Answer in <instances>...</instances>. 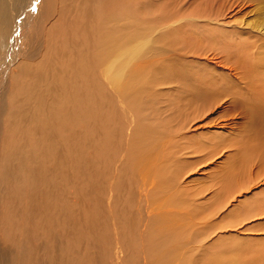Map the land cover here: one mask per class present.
<instances>
[{
	"label": "bare ground",
	"instance_id": "6f19581e",
	"mask_svg": "<svg viewBox=\"0 0 264 264\" xmlns=\"http://www.w3.org/2000/svg\"><path fill=\"white\" fill-rule=\"evenodd\" d=\"M117 172L149 263L228 264L264 217L230 208L264 184V0H0V264H97L82 202Z\"/></svg>",
	"mask_w": 264,
	"mask_h": 264
},
{
	"label": "rangeland",
	"instance_id": "374dc122",
	"mask_svg": "<svg viewBox=\"0 0 264 264\" xmlns=\"http://www.w3.org/2000/svg\"><path fill=\"white\" fill-rule=\"evenodd\" d=\"M254 11H255V8H252V10L246 14V17H247V15L248 16L253 15ZM161 20H162V18H161ZM157 23H160L159 19L157 21H151L149 24L151 26L153 25L154 28H156L155 26ZM161 23H162V21H161ZM153 26H152V28H153ZM159 29H160V27H157L155 32H151L150 34L152 35L154 33L153 35L156 36ZM155 38H157V37H155ZM88 158H91V156H89ZM109 162H112V161L108 160V163H107L108 166L106 167L107 169H106L105 177L106 176L108 177V172H109V177H110V176H112L110 172L115 171L114 166H113V162L111 164H109ZM98 163H99V161H98ZM114 164H117V163H114ZM94 167L95 168L99 167V165H94ZM214 170H216L215 167H214ZM117 173L119 176V179H118L119 184L121 182L122 186L118 190H116V194L114 195L115 201L111 207H110V205H107L108 204V196H110V194L113 195V192H111L109 189L108 190L107 189L102 190L103 187L97 192L96 191L93 193L88 192L86 194L84 201L82 202L84 205L88 204V207L85 210H88L89 208H93L95 204H97L98 206H101L98 210H96L93 217L91 216V224H93V226H94V229H93L94 242L92 243V246H88L87 248L89 250H91V252L93 254L95 253L94 255H95V257H97L96 258L97 264L98 263L99 264H109V263L113 264L115 262H117L115 264H120V263L121 264H123V263L124 264H134L136 262H137L136 264H145V263L146 264H154V263H149V262L154 261L153 259H156L157 257H160V255H161V241L160 240L157 241L156 238H159L157 234H155L153 232H149V231L142 232L144 237L140 236L139 233L141 230H143L144 225H141V227H140L141 230L136 232L133 223L135 222V218L140 217V214L135 211V206H134V210L130 207L132 199H130L127 196L130 187L129 188L125 187L126 184H127V186H129L130 180L129 181H128V179L125 180L126 178H124L125 176L123 173H121V172H117ZM214 174L215 173L212 172V174L207 173V174H205V176H204V174L199 175L198 180L195 182H197L200 185V182L203 181L202 184H204L206 182L204 180H207V181L214 180V178H215ZM92 183L93 182H89V184H92ZM261 183L259 185H257L254 189H252V191L250 190L246 193L247 196H250V198H247V201H244L242 203H238L237 200L233 201L235 204H237L236 206L230 207V208L233 207V214L238 213L240 211L245 212L247 210H251V209L255 208L256 205L259 204V202L264 201V184H261ZM95 185H97V184H95ZM259 207L261 208V206H259ZM122 211H124V212H122ZM111 216H114V217H111ZM168 216H170V215H168V214L162 215L161 214L162 219L159 218V220L155 221V222H159V221L162 222L163 220H165L167 222L168 219H171L174 221V223L183 224L184 222L187 221V219L177 217L178 215H176L175 218L172 216H170V217H168ZM105 217L110 219V220L106 219ZM175 219H176V221H175ZM243 220H244L243 221L244 222L243 227H246V228L244 230H242V232L240 229L241 233H238L235 231L232 232L231 236H230V238L232 240L229 239L230 242H227L225 244V248L222 245V251L224 249H227L226 254L224 256H228V264H240V263L241 264H264V217L260 218V219H249V220H248V218H246ZM122 221H123V223H122ZM136 221H138V219H136ZM145 222H146V219L144 220V223ZM117 226H119V227L117 228ZM126 228H128V229H126ZM102 229H105V230H102ZM121 230H122V234L119 233ZM94 231H95V233H94ZM116 231L117 232L119 231L118 232L119 234ZM110 233H113V234L108 235ZM125 233L128 235H126ZM131 233L133 235H131ZM236 233H238V234H236ZM113 235H114V237H113ZM232 235L233 236L239 235L238 240H240V241L234 240V239H236V237L234 238ZM84 238L85 237L83 236V240H84ZM100 239H101V241H99ZM106 241H109V242L106 243ZM111 241H114V243H112ZM174 241H176V240H174ZM103 243L107 244L109 246H105ZM102 244L104 246H102ZM173 245H174V243H173ZM126 247H127V249H126ZM180 247L182 249L186 250L185 245H182ZM91 248H93V250ZM103 248H104V250H103ZM120 248H122L124 251L123 250H122L123 252L119 251V250H121ZM237 250H239V252ZM117 251H119V253ZM133 251H135V252H133ZM90 253H88L86 255V259L89 258ZM109 253L113 254V255L111 256ZM98 254H100V255H98ZM154 254H156V257L152 256ZM207 254L212 255L214 253L211 250H209ZM133 255H134V257H133ZM186 256L187 255L180 256V257L178 256L176 258V260L184 258L185 262L188 260H189V262L191 260L194 261V259L191 258L190 256L188 258ZM113 257H114V259H113ZM137 257L139 259H136ZM140 258H141V260H140ZM201 258H205V257H201ZM238 260L241 262H239ZM166 262L167 261L165 260V262L161 261L158 264H166ZM189 262L187 264H191V262L190 263ZM197 262H198V259H197ZM202 262H204V261L202 260Z\"/></svg>",
	"mask_w": 264,
	"mask_h": 264
},
{
	"label": "snow or ice",
	"instance_id": "6c2138e0",
	"mask_svg": "<svg viewBox=\"0 0 264 264\" xmlns=\"http://www.w3.org/2000/svg\"><path fill=\"white\" fill-rule=\"evenodd\" d=\"M32 11H36V8H35V7H33V8H32Z\"/></svg>",
	"mask_w": 264,
	"mask_h": 264
}]
</instances>
